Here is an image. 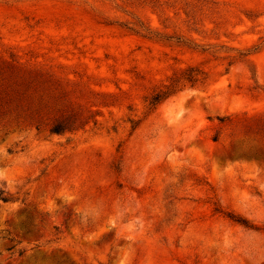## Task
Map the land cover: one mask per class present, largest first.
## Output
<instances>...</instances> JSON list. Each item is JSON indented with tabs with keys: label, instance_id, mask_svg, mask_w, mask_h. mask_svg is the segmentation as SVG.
I'll use <instances>...</instances> for the list:
<instances>
[{
	"label": "rangeland",
	"instance_id": "obj_1",
	"mask_svg": "<svg viewBox=\"0 0 264 264\" xmlns=\"http://www.w3.org/2000/svg\"><path fill=\"white\" fill-rule=\"evenodd\" d=\"M0 264H264V0H0Z\"/></svg>",
	"mask_w": 264,
	"mask_h": 264
},
{
	"label": "trees",
	"instance_id": "obj_2",
	"mask_svg": "<svg viewBox=\"0 0 264 264\" xmlns=\"http://www.w3.org/2000/svg\"><path fill=\"white\" fill-rule=\"evenodd\" d=\"M191 72H194L193 69H189L188 72L186 74H184L181 79L176 80L171 85L165 87V90L160 91L159 93H157L152 98V100L150 102V105L151 106H155V105L159 104L161 101H163L164 99H166L167 97H169L172 93H174L175 91H177V88H178L177 86H178V84L182 80L183 81H186V82H189L191 84L197 82L198 81L197 75H193V74H191ZM55 132H57V131H55Z\"/></svg>",
	"mask_w": 264,
	"mask_h": 264
}]
</instances>
